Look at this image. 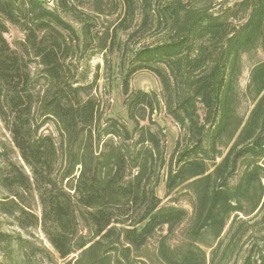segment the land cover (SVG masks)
<instances>
[{
	"label": "trees",
	"instance_id": "1",
	"mask_svg": "<svg viewBox=\"0 0 264 264\" xmlns=\"http://www.w3.org/2000/svg\"><path fill=\"white\" fill-rule=\"evenodd\" d=\"M104 52L125 117L88 81ZM144 71L161 93L131 88ZM0 120V216L22 232L0 229V264H264V0H0ZM164 175L191 212L158 196Z\"/></svg>",
	"mask_w": 264,
	"mask_h": 264
},
{
	"label": "rangeland",
	"instance_id": "2",
	"mask_svg": "<svg viewBox=\"0 0 264 264\" xmlns=\"http://www.w3.org/2000/svg\"><path fill=\"white\" fill-rule=\"evenodd\" d=\"M220 3H222L225 6H231L237 1L240 0H218ZM86 10L88 12L89 8L86 7ZM101 27H98L100 29L105 30V25H109L112 21L115 20V16H108V17H101L100 18ZM104 24V25H103ZM100 26V25H99ZM97 28V29H98ZM20 34L16 31V29L11 30V38H20ZM96 53V52H95ZM111 57L107 54V52H104L103 54H94L91 56L88 60V63L86 64V72L89 78V83L93 82L95 77H99V80L97 81L98 85V95L103 97V100L105 101V105L107 106V113H113L114 115L126 116L125 108L122 105L123 97L121 93V87H120V74L119 69L117 67V60L113 58L114 60H110ZM262 59L261 54L259 53L254 55H246L244 57V72L243 76L241 77V87L243 90H245L248 81H249V75L250 70L253 66V64ZM109 61L112 62L113 69L108 68L109 67ZM131 88L133 90H143L146 92H156L161 93V84L159 79L151 72L144 71L136 74L134 78L131 81ZM244 108L249 109L250 105L249 103H246ZM152 119L154 121L153 128L157 127V124L160 127H163L165 129L166 133V142H165V150L167 153V157L169 158L172 154L176 141L180 137L181 129L178 124L174 122V120L168 116L163 108L158 109L153 115ZM150 120V119H149ZM149 120L147 118L146 121L142 122L144 125L149 123ZM46 133L56 135L55 129L52 125H48L45 130ZM11 143V137L8 131L5 129L4 124L0 120V149L3 147V145H9ZM165 181H166V175L161 180L160 186L157 189L158 196L163 199L164 203L172 205L174 203H171L172 198H178L180 199V202L177 204L179 206H182L186 208L189 212L192 211L191 206L188 203V197L184 196V194L178 195L173 194L171 197H166V188H165ZM0 229L2 231L11 233V234H17L21 232L16 226L13 225L12 220L6 219L2 216H0ZM30 235L24 234L23 236L25 239H29L33 242H35L38 245H41L42 247H47L51 250L50 245L48 244V241L46 240L45 236L42 234V232L38 229L35 230H29ZM22 233V232H21ZM19 259H17V264H52L48 260L39 259V258H28L24 255V252H18L16 254ZM4 259L0 254V262H2ZM240 264V263H238Z\"/></svg>",
	"mask_w": 264,
	"mask_h": 264
}]
</instances>
